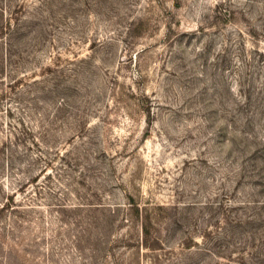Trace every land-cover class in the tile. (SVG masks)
Returning a JSON list of instances; mask_svg holds the SVG:
<instances>
[{"label": "rangeland", "instance_id": "rangeland-1", "mask_svg": "<svg viewBox=\"0 0 264 264\" xmlns=\"http://www.w3.org/2000/svg\"><path fill=\"white\" fill-rule=\"evenodd\" d=\"M0 7V264H264V0Z\"/></svg>", "mask_w": 264, "mask_h": 264}, {"label": "trees", "instance_id": "trees-1", "mask_svg": "<svg viewBox=\"0 0 264 264\" xmlns=\"http://www.w3.org/2000/svg\"><path fill=\"white\" fill-rule=\"evenodd\" d=\"M5 10L6 9H3V7H0V17L2 16L3 17V14H5ZM14 23V20L12 19V16L9 17V18H6L1 26H0V39H4L6 37H9L10 34L12 33V25ZM1 57V56H0ZM0 61H2V57L0 58ZM1 64V62H0ZM0 71H3V69L0 67ZM0 75H1V72H0ZM24 79L19 78V79H11V81H9L8 83L4 80V79H1L0 78V97L1 98H4L6 95H9V92H12V91H15L16 89H19L20 86L22 85ZM9 114H10V111H9ZM20 125L23 126L24 123L23 122H20ZM34 144V143H33ZM36 146H38L37 144H35ZM5 147L4 144H2V146L0 147V151H3V148ZM24 180V179H22ZM22 184L20 185L19 189H16L15 191H13L12 193L8 194L6 193L5 194V198L4 199V202L0 205V217L5 215V213H14L18 208L19 206L21 205H16V197L17 195H15V193L17 191L21 192L20 189H24L26 190V185L28 184L27 182H23L21 181ZM250 204V203H249ZM264 206V205H263ZM26 213V212H25ZM25 222V221H24ZM145 222L146 223H143L142 224V241H143V245L148 248V249H152L150 247V241H149V238H150V234H149V229L151 227V223L150 221L147 219H145ZM254 223H258L259 225H261V221L259 220L256 221V219H253V218H247L246 220H238L237 224H235V227L237 228H242V227H245L247 225H253ZM234 227V229H236ZM255 240V238L253 239ZM261 240V239H260ZM262 246H264V237H262ZM192 247L189 246L188 242L185 244V250H190Z\"/></svg>", "mask_w": 264, "mask_h": 264}]
</instances>
